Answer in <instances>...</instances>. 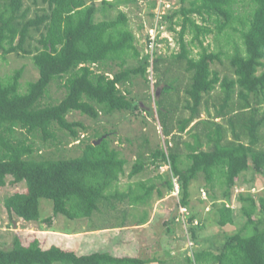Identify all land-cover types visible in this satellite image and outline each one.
Instances as JSON below:
<instances>
[{"label": "trees", "instance_id": "trees-1", "mask_svg": "<svg viewBox=\"0 0 264 264\" xmlns=\"http://www.w3.org/2000/svg\"><path fill=\"white\" fill-rule=\"evenodd\" d=\"M179 1L181 7L170 6L163 18L167 29L177 32L179 49L168 57L153 56L150 62V53L137 47L125 11L96 20L98 11L106 13L129 0H101L99 6L96 0H30V4L26 0H0V54L31 55L39 72L25 91L20 89L21 69L7 79L0 78V187L25 185L6 197L5 207L10 216L51 225L60 215L89 218L103 206L115 208L116 200L127 198L133 205L144 202L153 185L137 183L135 188L141 193L132 187L127 192L117 187L126 160L119 150L110 148V132L100 136L97 144L94 142L99 139L85 142L81 153L73 157H47L39 153L36 144L38 139L54 141L55 127L76 138L77 130L84 127L68 120L72 111L97 119L99 113L146 110L144 102L132 95L131 86L142 77L151 87V66L156 76L155 112L166 140L165 148L156 149L152 156L160 164L169 163L179 184V205H190V186L202 175L208 188L203 191L214 200L221 227L234 222L238 204L246 217L242 228L226 233L215 249L198 248L193 258L186 257L187 262L264 264V193L256 196L250 191H235L250 163L264 176V0H189L188 5H184L186 0ZM156 3L152 0L148 5L154 8ZM244 5L249 9L240 14L239 7ZM179 15L181 21L176 20ZM235 22L240 28L233 27ZM229 27L239 32L243 49L237 46L228 56L232 75H221L212 65L221 61L222 52L210 50L205 38L214 29L221 34ZM33 33L39 35L38 45L32 43ZM187 33L192 35L189 41ZM194 47L198 48L196 56ZM131 58L136 64H128ZM181 70L185 83L181 73L175 72ZM55 81L62 83L64 96L54 103H42ZM211 98L214 112L208 107ZM202 110L206 117H201ZM179 111L187 115L177 116ZM184 133L191 140L178 141ZM183 153L189 161L186 167L181 166ZM143 168V161L136 159L129 174ZM215 187L221 189L220 196ZM166 189H173L172 178L166 179ZM158 194L162 197L164 192L158 189ZM41 198L52 201L53 213L45 218L40 213ZM145 218L144 214L142 223ZM194 221L198 224L193 216L188 218L189 225ZM189 231L198 243L194 225ZM148 263L149 259L109 251L79 254L57 245L43 248L37 239L24 244L18 236L10 248H0V264Z\"/></svg>", "mask_w": 264, "mask_h": 264}, {"label": "rangeland", "instance_id": "rangeland-1", "mask_svg": "<svg viewBox=\"0 0 264 264\" xmlns=\"http://www.w3.org/2000/svg\"><path fill=\"white\" fill-rule=\"evenodd\" d=\"M150 1L152 0H129V2L119 4L116 8L109 9L106 13L98 11L96 20L106 16H114L119 10L125 11L129 17V27L136 36L138 49L142 53H147L146 34H148V29L151 26L156 25L154 18L156 13L157 15H166L170 6L179 8L182 5L179 0H159L156 6L151 8L148 5ZM26 2L30 4V0H26ZM100 3L101 0H96L98 6ZM188 4L189 0H186L184 5ZM248 9L249 6H240L239 12L243 14ZM33 14V12L29 13L30 16ZM194 17L200 21L197 15ZM176 20L181 21L182 17L179 15ZM210 25H214L212 21ZM233 27L240 28L236 22ZM179 29L180 26H177L176 30ZM33 35L32 43L38 45L39 35L38 33H33ZM162 37L167 38L156 44L154 57L156 55L168 57L172 52L179 49L177 32L167 30L162 34ZM191 37L192 35L189 33L185 36L188 41ZM205 43L209 45L210 50L222 52L221 61H216L212 66L217 68L221 75L226 73L232 75L228 56L234 52L237 46L243 49L239 32L229 27L221 34H217L214 29V33L205 38ZM197 51L198 48L194 47V56H196ZM128 64L134 65L136 61L131 58ZM112 68L118 69L116 65H113ZM19 69H21L20 89L25 91L28 89V83L39 77L38 69L34 65L31 55L23 53L0 54V78L7 79ZM175 72L176 74L181 73L183 83L187 81L182 70ZM150 78H152L151 87L142 77H137L131 86L132 95L135 96L136 100L141 99L144 102L146 110L115 111L110 114L99 113L97 119L79 111H72L67 115L68 120L80 122L84 127L77 130L78 136L76 138L72 137L68 131L59 130L55 127V140H59L60 144H54L55 140L41 142L38 139L36 145L39 147V153L47 157H73L81 153L85 142L89 143L101 139L105 132H110L108 135L110 148L119 150L120 156L126 160L124 169L119 175L118 189L127 192L131 187L135 188L137 183L143 181L146 186H154L152 194L144 202L134 205L130 204L127 198L123 201L116 200L115 208L103 206L101 212H95L89 218L68 219L60 215L55 217L49 225L43 221H24L8 214L5 207L6 197L17 190H23L24 184L0 187V248H10L14 237L18 236L24 244L37 239L43 248L57 245L64 249L74 250L79 254L109 251L118 256H140L149 259L148 264H189L186 257L193 258V254L198 248L215 249L223 241L226 233H233L242 228L246 217L239 212V204L234 208V222L232 224L221 227L217 223L214 200L205 196L203 192L204 189L208 188L202 175H199L190 186L192 198L187 207L189 215L185 214L186 219L178 217V215L181 216L178 207L179 198L173 196L166 189V179L172 178L173 180L175 178L172 176L170 165L168 162L160 164V160L154 159L152 156L156 149L165 148L166 140L162 134L153 101V83L156 82V76L152 74ZM161 86L162 83L159 88ZM219 90L220 88L215 93ZM215 93L214 95H216ZM64 94L65 88L62 83L55 81L51 84L42 103L57 102ZM171 95L175 99L176 93L172 92ZM179 96L183 97V85L179 88ZM213 102L214 99L211 98L208 105L211 112H214ZM180 115H187V112L179 111L177 116ZM206 115L207 113L202 110L201 117H206ZM215 120L225 121L224 119L220 120V118ZM77 138L78 140H75ZM179 139L191 140L187 133H184L181 138H177L178 141ZM79 140H81L80 146L77 145ZM180 144L183 148V144ZM262 147H264V143ZM182 151L185 153L184 148ZM184 153L182 154V167L189 164ZM136 159L143 161L144 168L131 176L129 172ZM237 183L235 191H250L256 196L264 193V176L255 172L252 163ZM158 189L164 192L162 197L159 196ZM135 190L138 193L142 192L138 188ZM214 192L217 196L221 195L219 187H215ZM40 213L41 217L44 218L52 215L51 200L40 199ZM144 214L146 218L145 222L142 223L141 217ZM190 216H193L198 224L194 221L189 225L188 218ZM192 225L196 229L197 239L200 240L198 243L190 238L189 226Z\"/></svg>", "mask_w": 264, "mask_h": 264}, {"label": "built area", "instance_id": "built-area-1", "mask_svg": "<svg viewBox=\"0 0 264 264\" xmlns=\"http://www.w3.org/2000/svg\"><path fill=\"white\" fill-rule=\"evenodd\" d=\"M159 1V0H157ZM155 14V13H154ZM155 20H156V25L154 26H151L149 29H148V34H146V49H147V53H150V62L153 61V56L155 54V51H154V48L156 46V44L159 42V41H162V40H165L167 37H162V34L164 32H166L168 29H167V24H164L163 22V18H164V14L162 15H155ZM148 76L150 78V76L153 74L152 72V67H148ZM152 79V78H150ZM152 81V80H151ZM153 83V82H152ZM243 188L241 187V190ZM237 191V190H236ZM178 192H179V186L177 183H175L174 185V189H173V194L174 195H178ZM205 193V192H204ZM180 208V212L181 214H189L188 212V209L186 207H179ZM191 244H193L191 242Z\"/></svg>", "mask_w": 264, "mask_h": 264}, {"label": "crops", "instance_id": "crops-1", "mask_svg": "<svg viewBox=\"0 0 264 264\" xmlns=\"http://www.w3.org/2000/svg\"><path fill=\"white\" fill-rule=\"evenodd\" d=\"M175 183L178 184L176 178H173V189H174V185H175ZM178 186H179V184H178ZM173 189H172L171 191H169V192H171L173 196H177V197L179 198V192H178V195H174V194H173ZM203 192H204V191H203ZM178 207H183V206L179 205ZM188 212H189V211H188ZM178 217H180V218H182V219H183V218L186 219L187 216H186L185 214H183V216H182V214H181V216L178 215ZM138 257H140V256H138ZM145 259H146V258H145Z\"/></svg>", "mask_w": 264, "mask_h": 264}, {"label": "water", "instance_id": "water-1", "mask_svg": "<svg viewBox=\"0 0 264 264\" xmlns=\"http://www.w3.org/2000/svg\"><path fill=\"white\" fill-rule=\"evenodd\" d=\"M100 142V139L99 140H97L96 142H94V144H97V143H99Z\"/></svg>", "mask_w": 264, "mask_h": 264}]
</instances>
